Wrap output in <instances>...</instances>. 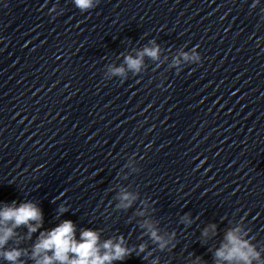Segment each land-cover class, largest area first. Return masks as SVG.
<instances>
[{
	"label": "water",
	"instance_id": "95a60500",
	"mask_svg": "<svg viewBox=\"0 0 264 264\" xmlns=\"http://www.w3.org/2000/svg\"><path fill=\"white\" fill-rule=\"evenodd\" d=\"M235 229L264 261V140L156 230L163 250L150 235L116 264H217L216 251Z\"/></svg>",
	"mask_w": 264,
	"mask_h": 264
},
{
	"label": "clouds",
	"instance_id": "9594fccd",
	"mask_svg": "<svg viewBox=\"0 0 264 264\" xmlns=\"http://www.w3.org/2000/svg\"><path fill=\"white\" fill-rule=\"evenodd\" d=\"M77 7L80 9H88L93 6V0H75ZM158 48H145L138 58L128 56L125 58V62L129 69L139 71L142 65L143 55H147L153 59L157 58ZM185 59H188L185 56ZM115 74H123V68L113 69ZM123 200H129V196L124 194ZM128 205H125L127 207ZM66 209L61 208L63 212ZM0 218L3 221H12L14 227L21 225H27L29 232H35L40 226L43 215L41 209L34 203H24L18 208L5 207L3 211H0ZM31 221H36L35 225L31 224ZM214 227V226H213ZM239 229L230 230L226 235L227 243L216 251L215 256L217 258V264L220 261H228L229 264H253L256 261L257 264H264V261L260 259V253L256 248L247 240H243L238 235ZM207 235V230L203 233ZM13 235L12 228H5L0 234V246H3L7 240ZM151 237L159 244L161 250H163L167 241H163L162 237L158 235L155 230L151 231ZM123 239L121 238L119 243H113L111 240L106 241L103 244V254H101V248L98 245V234L92 230H85L81 233V241L77 242L75 239V228L71 220L63 221L59 226L53 228L50 232L41 233L38 243L35 244L32 256L36 259V264H54L59 261V264H111L113 260H124L126 257L131 256L132 251L122 246ZM140 252L145 250L144 245L140 246ZM51 252L52 255H48ZM21 252L18 250H12L4 253L5 259L8 261H16L21 256ZM71 257V258H70Z\"/></svg>",
	"mask_w": 264,
	"mask_h": 264
}]
</instances>
